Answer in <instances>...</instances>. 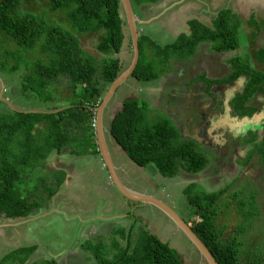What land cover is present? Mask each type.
Returning <instances> with one entry per match:
<instances>
[{"label":"trees","instance_id":"1","mask_svg":"<svg viewBox=\"0 0 264 264\" xmlns=\"http://www.w3.org/2000/svg\"><path fill=\"white\" fill-rule=\"evenodd\" d=\"M22 1L0 0V35L13 48L4 47L0 43V73L7 76L23 72L21 95L24 98L33 97L34 102L43 105L56 102L53 92L57 84L65 80L69 99L63 108L48 113H15L0 103V107L8 109V114L0 113V215L7 219L24 217L35 206L28 198L16 193L17 186L22 182H15L22 179L30 156L40 150L43 159L40 138L45 141L46 146L55 148L74 146L77 142L78 145L86 144L90 147L88 153L91 156H99L93 139L94 132L90 128V110L96 106L99 95L102 92L105 95L114 76L122 70L116 56L124 45L126 27L125 21L120 18L122 7L119 0H48L51 12L62 11L66 14V20L73 21L70 23V30L57 23L49 25L42 16L23 11ZM159 1L130 0L133 9L144 3L155 4ZM251 26L259 29V24L254 19ZM213 27L214 29H201L198 26L197 29H192L189 38L180 36L175 42L162 48L155 41L152 42L149 36L138 33L139 60L130 78L147 81L152 77L154 66L141 60V55H146V47L157 57L166 55L168 60L174 58L178 62L194 57L201 43H210L211 50L216 54L237 51L240 48V41L236 39L240 22L232 17L230 11H221ZM90 34L99 37L95 46V51L100 56L98 61L81 48L80 38ZM34 48H37L42 58L25 60L21 49ZM159 52L164 54L160 55ZM249 59L264 65V46L253 56L230 60L232 71L227 77L208 80L205 73L199 70L197 74L201 75L193 81L201 82L205 86V94L209 95L212 86L230 85L242 78L246 79L242 91L234 95L229 103L239 117L250 118L256 112L250 104L251 100L264 98V71L253 68ZM160 112V109H152L142 97L124 100L109 127L111 139L126 153L132 164L143 169L151 167L162 179H175L181 171L193 175L201 173L208 165L206 153H203L205 149L191 135L187 138L180 131L178 133L171 119L155 120L154 117ZM41 124L47 133L43 130L40 131V137H34L32 132L35 126ZM238 144L241 148L249 146V154H245L242 165L249 163L252 155H257L259 159L262 158L261 164L264 167V131L262 136L249 131L247 137L242 142L239 140ZM8 157L12 158L10 162L6 161ZM44 162L45 160L40 162V165L43 166ZM197 185L199 183L193 182L182 189L190 207L189 213L192 211L190 218L196 219L183 221L205 245L216 263L264 264L260 257L252 256L251 251L242 252V238L247 234L242 225H236L230 240H222L221 228L217 227L212 209L216 208L220 198L228 192L208 193L203 188L197 191ZM233 192L222 205L219 204L220 207H227L229 200H236L241 207H254L256 197L249 201L245 196L240 203L243 195L238 194V189ZM262 202L264 205V201ZM250 215L255 216L253 213ZM251 224L250 222V226ZM124 230L120 228L115 232L120 240L112 239L110 249L107 243L102 244L101 241L98 245L95 241L96 245L93 246L91 241L94 240L91 236L84 237L80 245L88 251L91 249L89 253H92L95 264H182L179 253L148 230L139 231L134 241L131 236L134 229L131 227L128 232ZM122 241L123 244L120 243ZM34 246L5 254L0 259V264H25L36 252L37 247ZM45 264L58 263L52 260Z\"/></svg>","mask_w":264,"mask_h":264},{"label":"rangeland","instance_id":"2","mask_svg":"<svg viewBox=\"0 0 264 264\" xmlns=\"http://www.w3.org/2000/svg\"><path fill=\"white\" fill-rule=\"evenodd\" d=\"M232 1H236L233 8L236 12L239 10V16L242 21L245 19L249 20V18L254 15L257 20L262 22V24L260 22L258 23V30H256L255 27L252 28L249 24H242L245 27L241 33L242 39H240V36L236 37L238 41L240 40L241 44V48L238 49V51L229 54L225 53L223 55L221 53L216 54L211 50L210 43H202L195 51L197 54L183 62L174 61V58H169L168 60L166 55L161 57H157L154 54H146L144 57L141 55L142 61L147 64L151 63V65L154 66V68L152 67L153 72L151 71L152 77L147 79V81H138L132 78H130L129 81H124L122 84L123 88L119 89L120 92H116L115 96L110 99L111 102H109L110 104L106 108L105 120L108 123L110 122L113 113L120 109L124 100L137 98L139 96V98L142 97L146 99L152 109H160L161 114L158 113L154 117L155 120L158 121L163 118L168 120L171 119L172 125L175 126L178 133H182L183 129L184 131L187 129L189 131L188 135L194 137V141L201 145L203 147L202 149H205L203 153H206V158L208 160L207 168L195 175L181 171L178 176H176L178 179L171 178L165 180L162 179L156 170L147 167L143 170L144 175L142 179L148 184H150V182L152 183V185L149 186V191L154 194L151 195L148 192L141 194L152 199H158L157 197L159 196L167 202L182 219L187 221L188 219H196L190 218L192 211L189 213V204L183 196L182 189L184 186L196 182L199 183V185H197V191L203 188L208 193H216V191L228 192V194L220 198L216 208L213 207L212 209L217 227L221 228L222 240H230V236L234 228H236V225L238 224L237 227L242 225L247 231V234L243 235L242 238V252L247 253L251 251L252 256L256 255V258L260 257L264 263V205L262 202L264 201V167L261 164L263 162L262 158L259 159L257 155H252L253 157L250 162L246 165H242L244 163L243 159L245 158V154H249V146L245 145L244 148L238 146V141L241 140L242 142V140L247 137L246 134L248 131L256 132L259 136H262L264 131V98L259 97L251 100L250 104L256 109L255 114H253L251 118L235 117L232 114L233 112L230 109L229 102L234 95L242 91L246 79L242 78L232 82L230 85H223L220 87L212 86V90H210L211 93H209L211 98L204 95L205 86L202 85L201 82L191 79H198L199 75H201L200 73L197 74L199 70L205 73L208 80L227 77L232 71L229 65V59L233 57L245 59L250 55L253 56L260 47L264 46V20L262 19V17H264V0H252L249 11L247 7H243V0ZM198 2L201 5L204 3L203 0ZM228 6H230V4H228ZM198 9L199 7H196L195 4H185V6H182L181 3L171 0L165 7L160 9V13L162 12L166 17L172 16L174 19L179 18L180 20H184L193 15H200L201 11H197ZM22 10L36 14L39 17L42 16L49 25H55V23H57L68 30H70V23L73 22L66 20V14L62 11L55 13L51 12L48 8V0H23ZM197 12L200 14H197ZM157 23L159 22L150 23V26H148L149 28L151 27L153 31L146 29L148 27H141V25L137 31L141 36H145L147 32L155 36L156 34L153 32H156L158 28L163 29ZM177 25H183V23ZM124 32L125 35L128 36L125 27ZM150 39L152 42L155 41L160 48L164 46L161 37L155 36L150 37ZM98 41L99 37L96 35L91 36V34L80 38L81 48L97 59L96 61L100 58L95 51V46ZM0 43L4 45V47L13 49L2 39L1 35ZM150 51L151 50L147 48V53H150ZM202 51L203 53H201ZM20 52L27 61L42 58L37 48L32 50L21 49ZM159 53L160 55L164 54L162 52ZM132 54L130 40H126L120 53L116 56L122 65L120 74L130 65ZM249 63L253 68L264 71V65L258 64L257 62L254 63L253 59H249ZM120 74L114 76L113 79H117ZM22 75L23 72L7 76L0 73V103L5 104L15 113L25 111L48 113L61 109L63 105H66L65 102L69 99V92L65 87V80L57 84L54 90L55 92H53L56 102L43 105L34 102L33 97L30 98L26 96L24 98V96L21 95L20 82ZM189 77L191 81H189ZM177 83H180L183 88L175 92V84ZM121 89L123 90L121 91ZM103 97L104 94L102 92L99 95V99H103ZM7 107H0V113L8 114ZM199 115L200 119H198ZM108 123L106 127H104V130L108 132L109 135ZM192 124H196L197 127L192 126ZM37 127L38 126L35 127L34 133L38 131ZM41 127L44 128V125ZM195 128L199 129L200 132L196 131ZM223 128L228 129L229 133H224ZM44 131L46 132V130ZM36 135L40 137V131ZM196 136L197 138L195 139ZM40 140L43 159H41L40 150H38L37 154L28 158L22 173V179L19 182H15H22V184L18 185L16 188V193L19 195H39V190L41 188V186H39V179L43 176L44 178L48 177L45 176V174H40L42 172V165H40V162H43L52 155L55 147H48L42 138H40ZM76 146L79 151L83 150L84 152L88 148L86 144L78 145V142L74 144V147ZM13 154H11V156ZM9 158L10 157L7 158V162L12 160V158ZM0 162H2L1 159ZM38 170L40 173H38ZM27 174L31 176V178H27ZM142 174L137 173L131 178L135 182H138ZM103 179V177L102 179L98 178L97 183L94 178L90 179L91 201L82 194L84 188L81 190L75 187L73 192L75 196H71L68 200V206L66 204V208H60L65 215H68V210H70V212L77 210H89L90 213L95 212L96 215L95 217H91V220L88 219V215H84L77 220L75 225H72L71 222L67 223V228L64 226L59 227L64 219L63 213L60 215L61 220H57L58 224L52 226L51 222L41 220L46 218H36V222L45 224L50 223V226L39 231L41 232L39 233V237L42 243H37L36 252L25 264H45L47 261L52 260H55L58 264H95L92 253L91 255L89 253L91 249L88 251L87 248L80 245L84 237L91 236V239L94 240L91 241L93 246L96 245L95 241H97V245L100 244L101 241L102 244L107 243V247L110 249L113 244L112 239L120 240L118 234L115 232L120 228L128 232L131 227L134 229L131 235L133 241L137 237L136 234L145 229L163 242L168 243L171 248L175 249L179 253L182 264H206L181 232L178 231L162 213L157 212L156 209H154L155 213L146 210L140 212L142 208H150L151 205L149 204H140L139 206L133 203L136 204L134 206L136 208H128L125 206L124 200L122 201L119 199V196L116 194H112V197L106 194L113 189V185L109 183V177L105 178L104 181ZM46 181L48 182L49 180L46 179ZM44 185L48 184H42L45 189ZM101 186L103 190H101ZM83 187H85L84 184ZM133 188L139 189L145 187L134 185ZM225 189L228 190L226 191ZM237 189L240 192L238 194L243 195V200H240V203L243 202L246 197L249 201H253L251 199L256 197V200L254 199L253 202V208L249 205L247 207H241L236 200H229L225 208L219 206V204L222 205V203L228 199L229 194H234L233 191ZM39 199L40 202L37 203ZM33 200L36 202V205H41L42 203L41 198ZM104 200H108L106 201L107 204H104ZM95 204L97 208L94 207ZM102 205H108L111 208L107 213L108 215L104 213L105 210L103 211L104 207ZM100 210H102V212ZM188 213L189 217L187 218ZM250 213L255 214V216L252 217ZM85 214H88V212L86 211ZM141 214L143 218L140 216ZM47 215H49V213ZM0 222L5 223L2 216H0ZM250 222L252 223L251 226ZM5 225L7 226V224ZM120 243L123 244V241ZM26 247L31 246H23L22 248ZM10 249L8 247L2 249V253L0 252V259L5 256V254L11 252ZM242 252L241 254L244 255Z\"/></svg>","mask_w":264,"mask_h":264},{"label":"crops","instance_id":"3","mask_svg":"<svg viewBox=\"0 0 264 264\" xmlns=\"http://www.w3.org/2000/svg\"><path fill=\"white\" fill-rule=\"evenodd\" d=\"M169 1L171 0H160L158 3L155 4L144 3L142 5H139L137 8L133 9L137 30H139L140 25L141 27L146 28L150 26V23L159 22L157 24H159L160 27L163 29L158 28V30H156L157 33L156 32L153 33L156 34L155 35L156 37H161L164 45L175 42L178 38H180V36L181 37L186 36L189 38L192 34V29L195 30L197 29L198 26H200L201 29L202 28L214 29L213 27L215 23L214 21L218 17L219 13L224 10L230 11L232 17L238 19V21L240 22V27L238 29V33H239L238 37L240 36V39H242V34H241L242 30L245 28L243 25L246 24L251 25L252 19L257 21V23L260 22L262 24V22L257 20L254 17V15L250 17L249 20L245 19L244 21H242V19L239 16V10L238 12H236L235 9L233 8L236 4L235 3L236 1H232V0H203L204 1L203 5H201L198 2L200 0H174L175 2L181 3L182 6H185V4H189V5L195 4L196 7H199L197 11H201V14L197 12V14L200 15H196V16L193 15L188 19H184V20L183 19L180 20L179 18L174 19L172 16L166 17V15H164L162 12L160 13L161 11L160 9L162 7H165V5H167ZM251 2L252 0H243V7H247L248 11L250 10ZM228 4H230L231 7L228 6ZM262 19L264 20V17H262ZM181 23H183V25H177ZM146 29L153 31L151 27L150 28L148 27ZM145 35L149 37H155L148 32ZM126 40L129 41V38L128 36L125 35V41ZM147 48L148 47H146L145 49L146 54L150 55L151 52L150 53L148 52L149 53L148 54ZM201 53H203V51ZM225 53L226 52H222L221 54L223 55ZM229 53L231 52H227V54ZM191 79L193 80V78ZM191 79L189 77V81H191ZM121 88H123V86ZM181 89L182 86L180 85V83L175 84V92L176 90H181ZM122 90L123 89H121V91ZM204 95L210 97L205 93ZM42 125L43 124L37 127L38 131L44 130L41 127ZM34 130L32 132V135L35 137L37 132L34 133ZM188 133L189 131L186 129V131H184L183 134L185 135V137L188 138L189 137ZM103 135L109 153V158L111 160L112 165L114 166V171L115 173H117L119 180L129 188H133L134 185L138 187L139 186L145 187L139 189H135V188L131 189L139 194L148 192L151 195H153L154 193L149 191L150 190L149 186L152 185V183L150 182V184H148L142 179L144 175L143 172L144 169L137 168L134 164L130 162V160L127 158V155L110 138L108 132L103 131ZM93 139L94 142L97 144V133H95ZM77 148H78L77 146L76 147L63 146V148H61L59 151L55 150V152L45 160L44 165L42 166V172L40 173V171L38 170L39 171L38 173L45 174V176L48 177L44 178L43 176L39 179L40 180L39 186H41L39 190L40 191L39 195L31 194V195L22 196L25 197L26 199L28 198V200H30L31 203L33 204L35 203V206L31 208V210L24 217H20L16 219H7L3 215H0L4 218V222H5V223L0 222V252L5 247H8L9 249L11 248L10 251L12 252L14 250L21 249L23 246H34V245L38 246L37 243L41 244L42 243L40 240L41 238L39 237V233L41 232L39 231L43 228H48L50 226V223L49 224H45L42 222L38 223L36 222V218H40V219L46 218L41 220H44L45 222H51V226L58 224L57 220L58 219L61 220L60 215L63 213V211L60 210V208L61 207L63 209L64 207L66 208V204L68 206V200L71 198V196H75V194L73 193L75 187H78L81 190L84 188L82 194L85 197H87L89 201H91V184L89 182L90 179L94 178L97 183L98 178L100 179H102V177L104 179L107 178L108 172L103 167V161L98 148L97 150L99 152V156H91L89 153H86L89 152L88 150L90 147H88L85 150V152L83 150L79 151ZM137 173H141V174L143 173V174L141 176V179L138 182H135L131 177ZM28 177L31 178V176L29 175L27 176V178ZM46 179H48L49 181L47 182ZM46 183L48 185H44L45 187L44 189L42 184H46ZM83 184L85 187H83ZM100 188L101 190H103L102 186ZM106 194L109 196H111L112 194H116L118 196V194L113 189ZM36 198H41V202H42L41 205L39 204L36 205V202L33 200ZM106 201L104 200V204H107ZM39 202L40 199L38 200L37 203ZM124 204L128 208H132V207L136 208L134 207L135 206L134 204L132 206L131 203L125 201ZM102 206L104 207L103 211L105 210L104 213L108 215L107 213L111 210V208L108 205H105L106 207L104 205ZM94 207L97 208V205L95 204ZM140 210H141L140 212L144 210L154 212L153 207L142 208ZM86 211L88 212V214H85ZM86 211L77 210L74 212H70V210H68L67 211L68 215H65L63 213L64 219L63 222L61 223V226L59 227L64 226L68 228L67 223L70 222L77 223V220H79V218L83 217L84 215H88L89 220H91V217H95L96 215L95 212L90 213L89 210ZM100 211L102 212V210ZM48 213L49 215H47ZM140 216L142 217L143 215L141 214ZM74 223H72V225H74ZM5 224H7V226Z\"/></svg>","mask_w":264,"mask_h":264},{"label":"water","instance_id":"4","mask_svg":"<svg viewBox=\"0 0 264 264\" xmlns=\"http://www.w3.org/2000/svg\"><path fill=\"white\" fill-rule=\"evenodd\" d=\"M122 7L120 18L125 21L126 28L128 32V37L132 46V61L121 75L114 80L109 89L107 90L101 104L97 108V145L105 167L108 170L110 178L117 188V190L126 198L132 201H136L142 204H149L158 209L170 222L177 228L178 231L187 239L190 245L198 252L202 260L206 264H217L211 253L207 250L205 245L199 240V238L194 234L192 229L182 220L176 212L164 204L163 202L149 198L147 196L135 195L129 190H126L121 186L118 180L114 168L112 166L111 160L109 158V153L103 139V133L101 131V114L106 107L111 96L114 94L115 90L129 77L132 75L135 67L137 66L139 60V48H138V31L136 27V20L133 13V8L130 0H119Z\"/></svg>","mask_w":264,"mask_h":264},{"label":"clouds","instance_id":"5","mask_svg":"<svg viewBox=\"0 0 264 264\" xmlns=\"http://www.w3.org/2000/svg\"><path fill=\"white\" fill-rule=\"evenodd\" d=\"M232 52V51H231ZM227 53V52H226ZM233 58H231V59H229V61L230 60H232ZM127 70V69H126ZM166 72V71H165ZM118 74H120V72L118 73ZM121 75V74H120ZM119 75V76H120ZM118 76V77H119ZM117 77V78H118ZM129 79H130V76L126 79L127 81H129ZM133 79V78H132ZM116 80V79H115ZM125 80V81H126ZM134 80V79H133ZM194 80V79H193ZM139 81V80H138ZM113 82H114V80H113ZM112 82V83H113ZM178 82V81H177ZM111 83V84H112ZM123 84V83H122ZM120 85L116 90H115V92H114V94L111 96V98L113 97V96H115V93L116 92H119V89L123 86V85ZM111 86V85H110ZM109 86V87H110ZM109 87H107V90L109 89ZM183 88V87H182ZM107 90H106V92H107ZM188 90V89H187ZM210 90H212V88L210 89ZM106 94V93H105ZM105 96V95H104ZM104 98V97H103ZM110 98V99H111ZM211 98V97H210ZM109 99V101H108V103L106 104V107L104 108V110H103V112H102V114H101V131H102V133H103V131H105L104 130V127H106V124L108 123L105 119H106V111H107V107H108V105L110 104L109 102H111V100ZM0 100H1V97H0ZM102 100L103 99H98L97 101H96V106H94L93 107V109L92 110H90V112L92 113L91 115H92V119H91V122H90V128H92L93 129V132H94V135H95V133H96V127H97V108H98V106L101 104V102H102ZM230 104V103H229ZM233 107H231L230 106V109H231V111L233 112L232 114H233V116H235V117H237V116H239V115H237V114H235V112L233 111V109H232ZM108 111H110V110H108ZM118 112V111H117ZM25 113H31V112H28V111H25ZM32 113H35V112H32ZM42 113H44V112H42ZM115 113L116 112H114L113 113V116H112V119H113V117L115 116ZM251 118V117H250ZM112 119L110 120V122L108 123V125H109V127H110V124H111V121H112ZM248 119V118H247ZM196 129V128H195ZM249 132V131H248ZM248 132H247V134H248ZM246 134V135H247ZM110 135V134H109ZM104 136V135H103ZM104 139V138H103ZM97 145V144H96ZM63 148V147H62ZM98 148V147H97ZM61 148H54V152H55V150H57V151H59ZM126 154V153H125ZM128 158V157H127ZM131 162V161H130ZM113 166V165H112ZM103 167L107 170V168L105 167V165H104V163H103ZM137 167V166H136ZM113 168H114V166H113ZM137 168H139V167H137ZM140 169H143V168H140ZM107 172H108V170H107ZM116 174V176H117V173H115ZM108 177H109V183H111L112 185H113V189L115 190V192L118 194V196H119V199H121L122 201L124 200L125 202H128V203H136L137 205H139L140 206V204H142V203H139V202H136V201H132V200H129V199H126L118 190H117V188L115 187V185L113 184V182H112V180H111V178H110V175H109V173H108ZM117 178H118V176H117ZM172 179H174V178H172ZM175 179H178V177H176ZM118 180H119V178H118ZM166 180V179H165ZM169 180V179H168ZM120 181V180H119ZM120 184H121V186L122 187H124L126 190H129V191H131L132 193H134L135 195H142V196H145V195H143V194H139V193H137V192H135V191H133V190H131L129 187H127V186H125V184H123L121 181H120ZM150 198V197H149ZM158 199H156V200H159V201H161V202H163L164 204H166V205H168L167 204V202H165L163 199H161L160 197H157ZM136 204H134V205H136ZM143 205H145V204H143ZM169 206V205H168ZM151 207H152V205H151ZM169 207H171V206H169ZM154 209H156L155 207H153ZM172 208V207H171ZM173 209V208H172ZM156 211H158L159 213H161L158 209H156ZM163 215V214H162ZM166 217V216H165ZM190 244V243H189ZM195 250V249H194ZM196 251V250H195ZM197 252V251H196ZM198 253V252H197Z\"/></svg>","mask_w":264,"mask_h":264},{"label":"flooded vegetation","instance_id":"6","mask_svg":"<svg viewBox=\"0 0 264 264\" xmlns=\"http://www.w3.org/2000/svg\"><path fill=\"white\" fill-rule=\"evenodd\" d=\"M198 118L200 119V115H199ZM192 126H196V127H197L196 124H192ZM218 130H219V129H218ZM196 131L200 132L199 129H196ZM223 132H224V133H229V132H228V129H224V128H223ZM167 204H168V203H167ZM150 207H151V206H150ZM152 207H153V206H152ZM176 214H177V213H176ZM177 215H178V214H177ZM163 216H164V215H163ZM164 217H165V216H164ZM179 217H180V216H179ZM182 220H184V219H182ZM184 221H186V220H184Z\"/></svg>","mask_w":264,"mask_h":264}]
</instances>
